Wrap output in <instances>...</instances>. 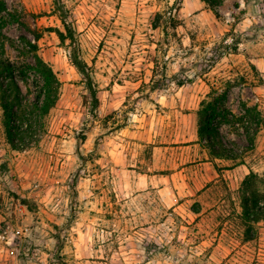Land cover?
<instances>
[{
    "label": "rangeland",
    "instance_id": "374dc122",
    "mask_svg": "<svg viewBox=\"0 0 264 264\" xmlns=\"http://www.w3.org/2000/svg\"><path fill=\"white\" fill-rule=\"evenodd\" d=\"M3 1L2 35L40 33L60 92L20 151L0 109V264H264V218L245 241L238 194L250 172L264 176V125L231 170L196 144V111L220 78L231 110L243 101L264 118V0H224L217 16L201 0H57L97 86L94 117L67 43L46 31L62 30L54 0ZM210 51L223 57L204 74ZM4 57L32 62L7 43Z\"/></svg>",
    "mask_w": 264,
    "mask_h": 264
},
{
    "label": "trees",
    "instance_id": "16d2710c",
    "mask_svg": "<svg viewBox=\"0 0 264 264\" xmlns=\"http://www.w3.org/2000/svg\"><path fill=\"white\" fill-rule=\"evenodd\" d=\"M212 13L215 7L222 5L224 0H201ZM11 16L3 0H0V14ZM53 15L62 26V30L48 29L53 32L61 44L69 47L68 59L71 66L81 77V83L87 93L83 98L84 105L91 115L96 116L99 106L97 86L87 64L81 59L75 30L67 21L64 6L54 0ZM165 17L167 24L176 26L177 22L171 14H157L156 21ZM4 17H0V109L2 111L5 138L9 147L15 151L23 150L30 145H36L39 137L45 131L46 118L56 105L60 82L52 68L38 55L40 33H33V40L20 36L18 41L6 38L1 33ZM154 26L153 29H156ZM7 43L23 58H30L31 63L15 64L4 57V45ZM237 51V44L230 48ZM223 57V53L208 52L204 58V74H207ZM253 71L256 68L252 65ZM178 87L190 83L187 78L175 82ZM263 83V80H259ZM209 91L199 103L196 111L197 142L206 153L207 161L212 163L216 171L231 170L244 165L248 153L254 150L257 135L263 130L264 118L256 105L248 106L241 101L238 112L228 107V95L232 88L230 80L220 78L208 84ZM230 163V166L218 168L216 162ZM264 184V176L259 177L253 172L245 176L238 191L245 241H252L255 233L252 227L264 218V194L260 185ZM26 206V201L22 202ZM198 213V212H194Z\"/></svg>",
    "mask_w": 264,
    "mask_h": 264
}]
</instances>
